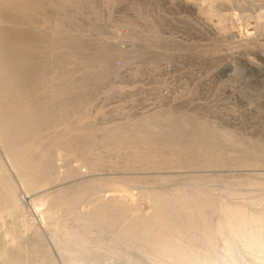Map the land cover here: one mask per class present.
Listing matches in <instances>:
<instances>
[{
    "label": "rangeland",
    "instance_id": "obj_1",
    "mask_svg": "<svg viewBox=\"0 0 264 264\" xmlns=\"http://www.w3.org/2000/svg\"><path fill=\"white\" fill-rule=\"evenodd\" d=\"M0 77V264H260L264 0H0Z\"/></svg>",
    "mask_w": 264,
    "mask_h": 264
},
{
    "label": "bare ground",
    "instance_id": "obj_2",
    "mask_svg": "<svg viewBox=\"0 0 264 264\" xmlns=\"http://www.w3.org/2000/svg\"><path fill=\"white\" fill-rule=\"evenodd\" d=\"M19 41V40H18ZM16 41V42H18ZM23 42H26V48H28L29 50L35 49V46L33 45L34 43H31L30 41H28L26 39V41L24 39H22ZM6 52V58L7 60L11 61V58L15 55L17 56V59L14 60V62H16V64L18 62H24L26 64V73L25 76L26 78H29L31 75H36L37 77H40L41 71L42 69L44 70V66H41V64H35L33 61H30L29 56L27 54V52H23V53H14V50H4ZM29 59V60H28ZM3 60V59H2ZM13 62V61H12ZM16 67V66H15ZM7 68V67H6ZM14 69V68H12ZM6 71V70H5ZM13 72V71H12ZM7 73V72H6ZM5 74V73H4ZM4 76V75H3ZM6 76V75H5ZM11 76V74L9 75ZM13 77V76H12ZM1 78V77H0ZM7 79V78H6ZM3 80V79H2ZM17 80H18V84H22L25 85V83L23 82V79L21 77H18L17 75ZM7 81V80H6ZM10 82V79H9ZM1 83V81H0ZM7 83V82H6ZM13 83V82H11ZM10 83V84H11ZM5 84V82H4ZM16 84V82H15ZM8 85V84H7ZM12 86V85H11ZM16 88V87H15ZM6 90V89H5ZM11 90V89H10ZM13 90V89H12ZM4 92V91H3ZM11 92V91H10ZM23 93V92H22ZM2 94V93H1ZM9 94V93H7ZM6 95V94H5ZM13 95V94H12ZM7 97V95H6ZM9 97V96H8ZM16 97V96H15ZM19 97V96H18ZM13 98V96H12ZM4 99V97H3ZM9 99V98H8ZM20 99V98H19ZM23 99V98H22ZM21 100V99H20ZM15 103V102H14ZM22 104V103H21ZM47 106V104H43L41 107H45ZM17 107V106H15ZM10 109V108H9ZM18 109V108H17ZM23 109V108H22ZM40 109L38 106H32L28 109V113L31 117L35 118V120L37 121L36 124H40ZM19 110V109H18ZM14 111V110H13ZM20 111V110H19ZM23 111V110H22ZM25 111V109H24ZM23 111V113H24ZM7 112V111H6ZM5 112V113H6ZM15 113V112H14ZM20 113V112H18ZM12 114V113H11ZM9 115V114H8ZM14 115V114H13ZM24 115V114H23ZM22 116V115H21ZM27 116V115H26ZM8 117V116H7ZM10 117V116H9ZM13 117V116H12ZM22 119V118H21ZM18 120V118H17ZM34 120V119H33ZM14 121V120H13ZM22 121V120H21ZM32 121V120H30ZM11 122V121H10ZM18 122V121H17ZM16 123V122H15ZM24 123V122H23ZM18 124V123H16ZM28 124V123H27ZM19 127V126H18ZM26 127V126H25ZM13 128V127H12ZM40 128V127H39ZM8 129V127H7ZM10 129V128H9ZM18 130H16L17 132ZM21 132V131H20ZM14 133V132H13ZM27 134V133H26ZM35 134V133H34ZM33 134V135H34ZM24 135V134H23ZM35 136V135H34ZM24 137V136H23ZM10 139V138H8ZM13 139V138H12ZM25 139V138H24ZM18 154V153H17ZM23 155V154H22ZM17 156V155H16ZM18 158V157H17ZM22 159V158H21ZM20 160V159H19ZM120 199V198H118ZM116 201V200H115ZM120 203V202H119ZM106 205V204H105ZM104 210V209H103ZM107 210V209H106ZM102 212V211H100ZM104 212V211H103ZM105 213V212H104ZM250 217V216H249ZM233 219V218H232ZM153 220L156 221L157 223H159V225H165L166 222V216L162 213V212H158L154 217ZM249 220V219H248ZM251 222L257 223L259 224H264V218L261 216H257V215H252L250 217ZM244 223V222H243ZM247 224V223H246ZM251 224V223H249ZM256 224V225H257ZM252 226V224H251ZM255 225H253L254 228ZM249 228V226H248ZM246 229L244 231H233V235L236 238V240H238L240 243H243V246L245 247V251L248 250L247 254L253 258L254 261H258L260 264H264V226L262 225V227H257V229ZM240 230V229H239ZM235 240V239H234ZM227 241V240H226ZM234 242V241H233ZM236 244V243H235ZM238 244V242H237ZM232 245V244H231ZM231 245H227L226 244V249L224 251V254H222L221 256H209V255H205L202 257H198V256H194L191 257V260H189L190 262L188 264H254V262H251L249 260V258H247L246 256H244L243 254H241L239 251L234 250L235 248H233ZM242 247V246H241ZM188 258V257H187Z\"/></svg>",
    "mask_w": 264,
    "mask_h": 264
}]
</instances>
